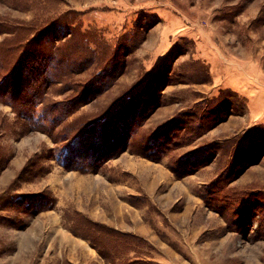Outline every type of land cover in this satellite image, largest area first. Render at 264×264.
<instances>
[{"label":"rangeland","instance_id":"obj_1","mask_svg":"<svg viewBox=\"0 0 264 264\" xmlns=\"http://www.w3.org/2000/svg\"><path fill=\"white\" fill-rule=\"evenodd\" d=\"M0 264H264V0H0Z\"/></svg>","mask_w":264,"mask_h":264},{"label":"trees","instance_id":"obj_2","mask_svg":"<svg viewBox=\"0 0 264 264\" xmlns=\"http://www.w3.org/2000/svg\"><path fill=\"white\" fill-rule=\"evenodd\" d=\"M72 29H70L71 31ZM73 31V30H72ZM73 36L75 37V33H72ZM72 36V37H73ZM41 38V37H40ZM44 38H41V40H43ZM77 39V38H76ZM56 40V37H55ZM35 41V40H34ZM78 42V40H77ZM80 42V41H79ZM35 47H34V56L36 55V57L41 58V62L39 63V65H43L39 66L40 69H44L46 67H48V64H52V65H57L59 67L65 66L64 63H61V57L65 58V59H69L70 55L66 56L64 55V53L62 54L57 48H55L54 46H52V43H50L49 45H39L38 43H34ZM81 43H79V46H77L78 49H80ZM78 58L76 59V61L72 62H67L68 65L72 64L74 67L73 68H77V61ZM69 61V60H68ZM34 64H36V59H34ZM36 71V69L34 70ZM41 82L43 84H47L48 81H46V79H41L40 76L35 73L34 78H30V80L28 82H25V84L27 83L28 85H30V90L28 92H23L22 98L19 99V101L23 104V105H28L29 100L32 98L34 100V107L38 104V103H42L43 102V96L41 95L40 91H41ZM33 88H34V92H33ZM80 106V104H78L77 106H75L76 108ZM75 107L71 108L68 113H71L75 110ZM37 111L34 112V116L37 115V119L40 120L42 119V117L39 115V113H36ZM19 113L23 116H27L26 112L23 111H19ZM36 118V117H35ZM34 118V120H35ZM55 118V117H54ZM53 118V121H54ZM49 119V117H48ZM45 120V119H42ZM37 121V120H36ZM34 122V121H33ZM75 144H73L72 146H74ZM107 154V153H106ZM96 156H98L99 158L101 157V154L99 152L96 151ZM106 157V155H105ZM104 157H101V160ZM83 160V159H82ZM81 162H78V164ZM91 166L89 163H82V165L80 166V168H84V167H89ZM43 209H40L39 211H41ZM90 238V244L92 247H94L98 253V255L106 260V261H110V258L112 256H115V254L118 253V250L116 249V245H118L116 242L111 241L110 237L105 236L103 237L101 235V237H97V236H93V237H89ZM109 246H111L114 250L116 249V253H114V251L112 252V248L111 250H109ZM120 250V249H119ZM120 253V252H119ZM112 259V258H111Z\"/></svg>","mask_w":264,"mask_h":264}]
</instances>
